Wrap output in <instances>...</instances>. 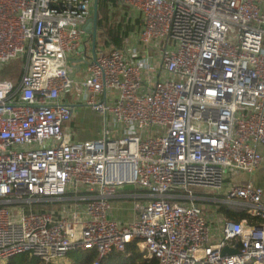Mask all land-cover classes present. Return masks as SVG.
I'll return each instance as SVG.
<instances>
[{
	"label": "built area",
	"instance_id": "obj_1",
	"mask_svg": "<svg viewBox=\"0 0 264 264\" xmlns=\"http://www.w3.org/2000/svg\"><path fill=\"white\" fill-rule=\"evenodd\" d=\"M93 4L0 0V71L25 60L0 80V264L94 250L101 264L130 244L158 264H264L263 190L226 191L229 171L264 162V0H118L135 30L96 43L77 80ZM67 97L102 116L99 138L66 131ZM125 186L124 225L110 216ZM218 196L251 220L214 225L199 202Z\"/></svg>",
	"mask_w": 264,
	"mask_h": 264
},
{
	"label": "crops",
	"instance_id": "obj_2",
	"mask_svg": "<svg viewBox=\"0 0 264 264\" xmlns=\"http://www.w3.org/2000/svg\"><path fill=\"white\" fill-rule=\"evenodd\" d=\"M87 36L88 35L86 34L85 36H83V39H82V42H83L84 47H85L84 56H75L74 57L75 60L73 61V64L69 67L70 73L75 78H77V80H82V78L85 76L86 64L84 62V59H82V57L86 56V58H87V57H90L94 54L93 46H92V38L90 36H88V37H90L88 40ZM75 62L76 63L79 62V63L76 64ZM66 101L75 106V112H74L73 120L71 121L70 124H68L66 131L72 136L73 139L84 141L81 139L83 136V133L82 134H81V132L79 133L80 126H79V124L75 123V119L80 115V112L82 111V109H86V107L79 104L77 101H72L70 97H67ZM87 109H89V108H87ZM90 111L93 112L91 109H90ZM97 115H99V114H97ZM99 117H101V120H103L102 116L99 115ZM101 133H102V131H101ZM101 133L97 132V135H96L97 138L100 137ZM97 138H95V139H97ZM248 183H251L255 187L263 190L262 203L264 205V162L262 163L260 168H258L252 175H248V174H245L243 172L229 171L227 174V179H226V191H228L232 187L239 186V185L240 186L246 185ZM133 190H125L126 192H122V194H121L122 196L113 202V209H112L110 218L115 219L124 225L129 224L133 220H135L136 214L134 212V199L132 197H129L131 195H135L134 193H137V192H132ZM126 196H128V197H126ZM216 199H217V201L214 202V204L199 202V205H201L202 208L205 210L204 212L207 213L211 222L214 225H216L217 219L220 217H224L225 221L235 222V221H230V219H228L227 217H225L224 215H222L219 212L221 207H224L227 211H230L231 213H234V214H240V213L233 212L223 202V200L225 199V196H218V197H216ZM242 213H244V212H242ZM244 220H247V219H244ZM244 220H242V221H244ZM144 259H147V258L144 257ZM147 260H152V259H147Z\"/></svg>",
	"mask_w": 264,
	"mask_h": 264
},
{
	"label": "trees",
	"instance_id": "obj_3",
	"mask_svg": "<svg viewBox=\"0 0 264 264\" xmlns=\"http://www.w3.org/2000/svg\"><path fill=\"white\" fill-rule=\"evenodd\" d=\"M118 0H99L98 7V23L97 30H101L104 27V23L110 21L109 11L110 7H117ZM115 17L118 15L114 13ZM111 17V16H110ZM113 17V18H115ZM135 30V27L126 22L125 19H122L118 22L112 29L108 31V41L106 45L110 47L111 45L116 48H122L124 46V41L129 35ZM25 62V60H24ZM25 66V65H24ZM24 67L18 65H9L4 71L3 80H11L18 82L23 75ZM222 215L230 219V221L240 222L244 219L251 220V218L245 214H234L230 211H227L224 207H221L219 211ZM76 256L73 258L71 264H94L97 259V252L94 251H79L75 252ZM40 260L30 256L29 254L19 255L6 264H39ZM42 263V262H41ZM101 264H158V261L155 259L147 260L139 253L138 248L135 244H130L127 246L125 252L123 253H112L109 257L104 259Z\"/></svg>",
	"mask_w": 264,
	"mask_h": 264
},
{
	"label": "rangeland",
	"instance_id": "obj_4",
	"mask_svg": "<svg viewBox=\"0 0 264 264\" xmlns=\"http://www.w3.org/2000/svg\"><path fill=\"white\" fill-rule=\"evenodd\" d=\"M114 12H115V10H113V9H111L109 11L110 21H108L107 23L105 22L103 24L104 27L101 30L97 31L96 43L98 45V48L102 49V51L104 53H107L109 51V49L112 47V45L110 47H108L106 45V42L108 41V31H109V29H112L114 27V25H116L118 23V19H117L118 15L115 17V15H113ZM113 17H115V18H113ZM87 38L89 40L90 37L87 36ZM77 63H79V62H77ZM11 64L18 65V66H21V68H23L25 65V62H24V59H21V60H16V61L12 62ZM11 64H9V65H11ZM9 65L5 66L0 71V80H3L4 71L7 69V67H9ZM75 123L79 124V126H80L79 133L80 132H81V134L83 133V136L81 139L84 141L97 138V136H96L97 132L101 133V131L104 128V121L101 120V117H99V115H97V113L91 112L90 109H87V108L82 109V111L80 112V115L75 119ZM75 256H76L75 252L70 253L68 256H66L62 260L57 261L55 264H71L73 261V258ZM39 264H44V263L40 262Z\"/></svg>",
	"mask_w": 264,
	"mask_h": 264
},
{
	"label": "water",
	"instance_id": "obj_5",
	"mask_svg": "<svg viewBox=\"0 0 264 264\" xmlns=\"http://www.w3.org/2000/svg\"><path fill=\"white\" fill-rule=\"evenodd\" d=\"M98 7H99V0H94L93 4V15L92 17L88 20V22L84 25L83 31L85 34L90 36L92 38V46H93V52L95 55V47H96V39H97V23H98ZM125 190H133V186H125ZM228 253H236V251H230L228 249H225L223 251V254H228Z\"/></svg>",
	"mask_w": 264,
	"mask_h": 264
}]
</instances>
